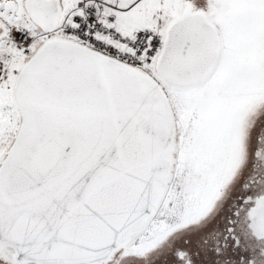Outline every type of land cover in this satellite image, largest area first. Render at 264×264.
<instances>
[{"label": "snow or ice", "instance_id": "6c2138e0", "mask_svg": "<svg viewBox=\"0 0 264 264\" xmlns=\"http://www.w3.org/2000/svg\"><path fill=\"white\" fill-rule=\"evenodd\" d=\"M0 264H264V0H0Z\"/></svg>", "mask_w": 264, "mask_h": 264}]
</instances>
